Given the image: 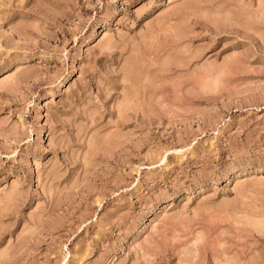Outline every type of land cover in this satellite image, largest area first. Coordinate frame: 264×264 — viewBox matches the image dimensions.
Listing matches in <instances>:
<instances>
[{
	"label": "rangeland",
	"instance_id": "rangeland-1",
	"mask_svg": "<svg viewBox=\"0 0 264 264\" xmlns=\"http://www.w3.org/2000/svg\"><path fill=\"white\" fill-rule=\"evenodd\" d=\"M0 264H264V0H0Z\"/></svg>",
	"mask_w": 264,
	"mask_h": 264
}]
</instances>
